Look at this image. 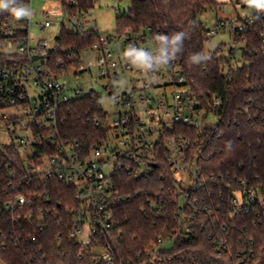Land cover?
<instances>
[{"label": "trees", "instance_id": "trees-1", "mask_svg": "<svg viewBox=\"0 0 264 264\" xmlns=\"http://www.w3.org/2000/svg\"><path fill=\"white\" fill-rule=\"evenodd\" d=\"M13 1L27 0H6ZM61 1L68 16L89 13L95 2ZM125 1L129 5L116 15L114 34L127 30L142 34L153 41L161 58H173L189 93L205 111L203 119L214 117L215 122L201 127L164 125L165 137L189 140L186 158L197 168L194 181L179 182L168 169L164 138L156 145L147 173H118L120 201L114 206L115 224L98 236L101 244L114 251L118 264H149L146 251L152 250L158 239L167 238L172 239L171 247L160 253L158 264H264V55L258 23L231 35L244 44L242 59L246 61L232 70L230 58L218 57L219 49L204 53L210 30L200 16L216 10V0ZM9 16L6 8L0 10V20ZM100 35L92 29H60L59 46L48 53L47 66L57 74L72 68L78 72L82 62L79 56L71 59V50L78 53L91 48ZM8 58L0 54V64H8ZM216 100L219 105H214ZM60 118V133L79 143L85 156L110 131L94 91L66 103ZM96 120L101 121L98 127ZM47 183L50 199L35 201L21 211L14 227L18 240L9 239L0 248V264H94L92 247L82 248L68 237L74 186L56 179ZM35 185L25 183L20 169L15 180L0 169V202L19 194L29 197ZM180 193L186 195L187 202L180 199ZM150 201L156 203L155 208L149 207ZM35 205L57 212V216H42ZM41 222L45 224L43 232L37 229ZM185 223L188 232L183 231ZM11 229L12 225H7L5 233ZM31 236L36 237L35 242L30 241ZM220 242L226 246L222 251L217 247Z\"/></svg>", "mask_w": 264, "mask_h": 264}, {"label": "built area", "instance_id": "built-area-1", "mask_svg": "<svg viewBox=\"0 0 264 264\" xmlns=\"http://www.w3.org/2000/svg\"><path fill=\"white\" fill-rule=\"evenodd\" d=\"M43 1L42 15L45 18L61 17L65 21L61 29L86 30L84 24L89 13L68 16L61 0ZM235 1L250 8L253 14L238 28L232 29L231 35H238L244 26L257 22L261 54L264 55V8H257L249 0ZM31 3L32 0L7 2L6 10L10 16L0 20V54L9 56L8 64H0V169H4L11 180L16 179L20 169L25 183L36 184L35 191L29 194L31 199L19 194L0 202V248L9 239L18 240L14 227L22 217L21 211L35 201H48L47 181L56 179L75 188L73 204L68 208L70 240L82 248L92 247L94 264H118L114 251L103 246L98 238L115 224L114 206L120 201L116 189L118 173H147L151 169L156 145L164 138L168 169L175 177L184 174L188 183L194 181L197 168L186 158L189 140L174 135L165 137L163 128L165 124L169 127L174 123L201 127L211 124L210 118L203 119L205 111L189 93L177 62L173 58H161L151 39L142 34L135 35L130 30L120 35L101 34L91 48L78 53L69 49L71 59L79 56L82 66L78 72L72 68L67 73L57 74L47 66V55L59 46V34L49 49L44 40L35 41L30 37L29 18L23 14L16 18L11 13V9H20L23 13L29 9L30 12ZM54 26L55 23L46 20L41 30ZM219 26L224 28V23L216 19L208 36L216 34ZM146 44H152L154 50L149 52ZM88 53L94 55L99 77L107 80L104 86L107 97L118 98L115 106L119 111L110 116L101 106L110 131L108 137L85 156L79 143L62 136L58 124L62 123L60 112L66 103L94 91L69 88L65 84L66 78L83 76V56ZM62 65L60 63L59 67ZM132 71L138 79H131L129 73ZM121 77L125 79V85L119 93L120 86L115 84ZM95 93L101 100L102 95ZM219 104L218 100L214 102V105ZM100 125L101 121L96 120L95 126ZM180 199L187 202L184 193H180ZM148 205L155 208L156 203L150 201ZM35 210L42 216H57V212L51 213L39 205H35ZM9 224L12 229L6 234L5 227ZM44 228L42 222L37 225L39 232ZM188 230L185 223L183 231ZM29 238L36 241V237ZM171 240L158 239L153 249L146 251L149 264L160 262L159 255L171 247ZM217 247L222 251L226 246L220 242Z\"/></svg>", "mask_w": 264, "mask_h": 264}, {"label": "rangeland", "instance_id": "rangeland-1", "mask_svg": "<svg viewBox=\"0 0 264 264\" xmlns=\"http://www.w3.org/2000/svg\"><path fill=\"white\" fill-rule=\"evenodd\" d=\"M218 3L217 9L214 11H208L200 16V21L206 26L207 29L211 30L215 24V20L219 19L224 23V28L218 27L216 34L208 36V40L205 43L204 53L209 54L219 49V58H230V69L235 70L242 65L246 64V61L242 59V51L244 44L242 42L234 41L231 36V30L238 28L242 21L253 14L250 8L242 7L235 0H216ZM43 0H32L31 10L26 9L23 13L24 17L29 18L30 25V37L36 40H44L47 43V47L50 49L54 46V40L57 38L61 25L65 21L61 17L45 18L42 15ZM128 1H117V0H95L93 8L90 10L88 18L84 24L85 29H92L97 34L112 35L115 31V18L116 15L124 13L128 8ZM55 23L54 27L50 29L41 30V26L45 21ZM149 52L154 50L152 44H146ZM233 52V55H230ZM84 70L81 78L69 77L65 79L67 87H79L84 91L94 90L102 95L100 100L103 110L110 116L116 114L119 108L115 106L118 102L117 97L108 98L107 93L104 90V86L107 84L106 79L99 77V70L94 55L91 53L83 56ZM224 72L227 71L225 66ZM131 79H138L137 74L132 71L129 73ZM119 85L118 90L121 93L124 89L125 79L121 77L115 84ZM141 83L139 82V86ZM210 122L214 123L215 118L211 117ZM149 170V169H145ZM177 179L182 180L185 184L188 183V177L184 174L176 175ZM169 247V246H167Z\"/></svg>", "mask_w": 264, "mask_h": 264}, {"label": "clouds", "instance_id": "clouds-1", "mask_svg": "<svg viewBox=\"0 0 264 264\" xmlns=\"http://www.w3.org/2000/svg\"><path fill=\"white\" fill-rule=\"evenodd\" d=\"M249 2L255 5L257 8H264V0H249ZM8 4L6 0H0V8H7ZM11 13L16 18H19L23 12L20 9H11Z\"/></svg>", "mask_w": 264, "mask_h": 264}, {"label": "water", "instance_id": "water-1", "mask_svg": "<svg viewBox=\"0 0 264 264\" xmlns=\"http://www.w3.org/2000/svg\"><path fill=\"white\" fill-rule=\"evenodd\" d=\"M34 59H37V57H35ZM150 166H152V165H150Z\"/></svg>", "mask_w": 264, "mask_h": 264}]
</instances>
